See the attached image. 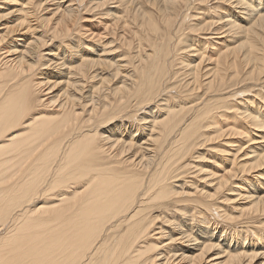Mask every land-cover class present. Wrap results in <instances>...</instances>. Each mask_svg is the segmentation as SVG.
<instances>
[{
  "label": "bare ground",
  "instance_id": "bare-ground-1",
  "mask_svg": "<svg viewBox=\"0 0 264 264\" xmlns=\"http://www.w3.org/2000/svg\"><path fill=\"white\" fill-rule=\"evenodd\" d=\"M30 1L0 34V264H264L253 230L264 227V189L248 181L264 180V151L248 155L264 142L249 136L264 132V105L248 112L237 100L263 99L260 2L227 0L191 32L189 4L120 0L113 47L75 59L82 37L102 35L83 0ZM49 2L50 16L39 14ZM137 14L151 31H133L135 59ZM43 68L66 78L35 81ZM48 105L54 115L40 112ZM222 140L228 167L192 163ZM200 174L210 188L187 181ZM228 192L251 201L240 216L217 205ZM215 229L238 242L222 247Z\"/></svg>",
  "mask_w": 264,
  "mask_h": 264
},
{
  "label": "rangeland",
  "instance_id": "rangeland-1",
  "mask_svg": "<svg viewBox=\"0 0 264 264\" xmlns=\"http://www.w3.org/2000/svg\"><path fill=\"white\" fill-rule=\"evenodd\" d=\"M31 1H30V4H33L34 2H38L39 0H31ZM83 1H84V3H83ZM83 1H82V6H83V4H86V7L88 9L84 10V12L82 11L83 13L81 14V16L82 15L83 16L87 15L88 17H90L89 15L93 14L94 16H93V21L92 22L96 26H98L97 30H95V32L99 31L100 33H102V35L99 38H95V39H92V40L85 39L87 37H85V38L82 37L81 41H79V43L77 44V45H79V47L77 46V47L73 48V51H69V53H70L69 56L72 57V58H75V59L77 57L79 58L82 55L101 53L102 48H106L107 50H109L110 48L113 47V44L109 43V41L112 39V37L115 38V33L116 32H119L118 31V26L120 24V21H115V19H116V13H117L116 11H118L117 10L118 8H116V7H117V5H120V3H121L120 0H83ZM105 1H106V3H105ZM223 1L222 0H176V1H174L173 4H171V6H175L176 5L177 8H180V7L182 8V7H185V4H189L190 5L191 8L188 11V13L191 15V17H190L191 20H189L187 23H185L184 29H185V31L189 30V31L193 32L192 28L194 27L195 23L197 21H201L202 20V19H200L201 18V13L204 11L208 15L212 14V16H217V14L220 13L219 10L222 8V6H225V5L228 6V1L227 0H223ZM21 2H22V4H24L25 2H27V0H12V2H11V0H7V2L5 0H0V7H1L0 8V13L1 14H5L4 16L0 17V34L5 31V29H4L5 27L15 28L16 29L17 26L14 25V24L16 23V21L18 20V16H20V15L15 10L19 7ZM176 2H178V4H176ZM258 2H260V7L264 8V0H255L254 1V3H258ZM95 3H98V4L103 3V4H101V6H98L97 8H94V10H93V7H94ZM47 5H48V7L45 10H48V11H45V10L43 11L42 10V12H40L39 14L44 12L43 15L50 16L49 12L54 8V5L52 4V2H49L46 5L44 4L43 6L46 7ZM120 6H122V5H120ZM147 6L144 5V9H146V11H148V10L153 11V9L155 8V7L151 6V5H147ZM11 10H13L12 13L7 14L8 16H6V13L11 11ZM91 10H92V12H90ZM237 10H239V8H237ZM182 11H183V9H182ZM209 11H210L211 14L209 13ZM118 13H120L121 15L123 14L122 11H119ZM247 13H248V11H247ZM135 18H136V20L134 21L135 24L131 23L132 29L129 26L130 30H129L128 35L131 36L129 38L132 39L131 45H132L133 50H134L133 54H134L135 59H137L138 56L136 55L135 51H136V45H138L137 44V39H138V36H139L138 33L139 32L142 33L143 30L145 32H146V30L148 32L151 31V30H149V27H147V23L144 22V20L142 19L141 15L137 14L135 16ZM195 18H197V19L195 20ZM139 20L141 22H139ZM142 20H143V22H142ZM157 21H159V24L161 23V25H162V22H161L160 19H157ZM103 27H105V29ZM129 28H127V29H129ZM135 30H137L138 33H133V31H135ZM75 33H78V32H75ZM148 34H152V32H150ZM202 35H204V34H202ZM15 36L16 35H13V37H15ZM75 36H78V34H73L72 35V37H74L73 39L76 38ZM72 37L70 39L69 38L68 39H64V43L65 42L71 43L70 41H72ZM28 38H30V37H27V39ZM87 40H89V41H87ZM18 43H20V42H18ZM55 44H57V42ZM74 44L76 46V43H73L71 45H74ZM103 45H105V47H103ZM205 45H210V44L206 43ZM21 47L22 46H20V48ZM50 47L52 48L53 46H50ZM196 48H198V46ZM208 48L209 47H207V49ZM74 51H76V53H74ZM90 52H93V53H90ZM121 52H122V50H119L117 52H116V50L109 51V53H107V54H110V55H107V56H109V57L113 56L114 57V55H116L118 53H121ZM3 55H5V54L2 53V55L0 57H2ZM193 58H194V56H193ZM75 59H74L73 63H76ZM54 72H56V70L53 69V68H48V69L47 68H43V69H41L39 71H36V76L34 77V79H35V81L41 80L44 83V81H46V79H48V77H49V79L51 81L52 80L54 81V79L59 81V80H63V79L66 78V77H63V76H59L58 77L56 75H52V73H54ZM63 72H64V70H63ZM62 84H59L58 86H56V88L54 90L51 89L52 90L51 93H49L48 95H46L44 97H48L49 98V97H51L52 95H54L56 93L59 94L62 91L61 90ZM247 99L249 100V101H247V102L250 103L249 105L246 102L243 103V101H245ZM237 100L240 102V104L243 107V109L244 108L247 109L248 112L249 111H254V110H256L258 105H264V94H263V99L261 98L262 103L258 102V99L254 100L252 98V96H250V95H244L243 97L238 98ZM250 100H253V102H250ZM52 107H53L52 105H48L49 110H45V109L42 108L40 112L44 113V112L48 111L49 114L54 115L53 111L50 110V108H52ZM263 107H262V109H263ZM262 114H264V113H262ZM225 115L228 118V117H231L233 114L226 112ZM252 131L253 132H251V134L249 136L250 137L253 136V137H255L258 140L261 139L260 136L264 135V132L262 130H259V131L252 130ZM231 140H233V138ZM224 141L225 140H222L220 142L212 141V143H208V144L204 143L203 145L198 147V149L193 151L194 152V155H193L194 159H193L192 163L197 165V168L202 167V169L206 170V171L210 170V169H213L214 168L213 164H216L217 168L218 167L221 168L223 166H227L228 167L231 155H229V154L226 155L224 152L221 151L223 149H226L223 145H221ZM247 144L248 143H244L243 145L245 146ZM254 146H256V147L253 148L254 152H250L249 151L250 147H247L248 149H245V151H249V153H250V154H248L249 156L253 155V153H258V152L264 151V142L254 144ZM211 147H214V148L211 149ZM232 151L233 150H230V154L232 153ZM239 160H240V157L237 159V161H239ZM192 170H194V169H192ZM261 172H263V171L261 170ZM248 175H246V176H248ZM199 176H201V174L197 175L195 177H194V175L192 177H190V178L188 177L187 181L192 182V184H193L192 186H197V187H200V188L204 187L205 189L210 188V187H208V185H210L208 183V181H199L198 180ZM250 177H248V181H251V185H253V190L254 191L258 192L260 189L261 190L264 189V180L258 179L257 181H255L254 179L252 180V178L250 179ZM237 182H243L244 183V181H242V180L241 181L238 180ZM242 193H245V192L243 191ZM231 194H234V193H229L228 192L227 194L225 193V194L221 195L220 198H218V200L219 199L220 200L221 199L224 200L225 202L222 203L224 205H221V204H217V205H219L222 209H225L226 214H230V215H233V216H240V214L242 212L241 209L250 206L251 201H247V199L244 196L237 197V195H231ZM212 221H215V220L212 219ZM194 230H195V228H194ZM253 230L258 233V236H259V238H261L260 240L263 243L262 246H264V227L253 228ZM214 234L217 236L218 242L222 245V247H224L225 244L228 245L229 243L233 244V243H237L238 242V241H234V240H232L230 242V238H228V237H227V239L225 238L223 240V237L219 236L220 233H219L218 229L214 230ZM259 238H257V239H259ZM248 240H252L253 242H257L256 240L252 239L251 236H247L245 242H247ZM240 241L243 242L244 240L241 239ZM262 249H264V248H262ZM259 261L261 262V261H263V259L259 258L258 261L256 262V264H258Z\"/></svg>",
  "mask_w": 264,
  "mask_h": 264
}]
</instances>
